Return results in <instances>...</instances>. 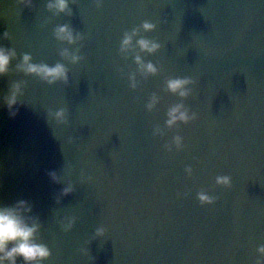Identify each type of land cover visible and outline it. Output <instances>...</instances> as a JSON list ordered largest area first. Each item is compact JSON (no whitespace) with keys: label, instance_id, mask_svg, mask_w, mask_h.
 Returning a JSON list of instances; mask_svg holds the SVG:
<instances>
[{"label":"water","instance_id":"1","mask_svg":"<svg viewBox=\"0 0 264 264\" xmlns=\"http://www.w3.org/2000/svg\"><path fill=\"white\" fill-rule=\"evenodd\" d=\"M46 3L0 0V32L11 35L0 43L17 54L0 97L25 83L14 118L0 105V205L31 204L26 219L38 220V239L52 251L46 264H264L256 252L264 245V0H103L100 8L76 0L71 16L53 15ZM145 20L157 28L140 35L159 40L161 51L140 53L134 38L121 54L123 34ZM65 23L84 39L57 41L53 31ZM65 48L84 60L69 63ZM24 53L34 63H64L68 84L17 71ZM137 54L160 71L145 77ZM176 76L196 80L183 103L198 118L153 136L181 103L165 88ZM153 94L159 102L148 112ZM61 107L66 126L48 116ZM177 134L184 147L166 152ZM220 175L231 177V188L215 184ZM68 183L74 191L57 202ZM201 190L216 202L200 205ZM66 215L77 218L67 233L58 224ZM100 226L105 237L92 239Z\"/></svg>","mask_w":264,"mask_h":264},{"label":"clouds","instance_id":"2","mask_svg":"<svg viewBox=\"0 0 264 264\" xmlns=\"http://www.w3.org/2000/svg\"><path fill=\"white\" fill-rule=\"evenodd\" d=\"M17 5L22 8L32 7L33 0H16ZM76 3V0H47L46 8L53 15H68L71 16L70 4ZM97 8L103 4V0H94ZM157 25L151 21L145 20L138 27H134L131 32H125L119 44V52L126 54L133 47V40L135 39V47L139 49L140 53L154 55L161 51L163 45L157 39H149L141 34L154 32ZM54 38L68 45H75L84 39V36L75 33L72 27L65 23L58 25L53 31ZM139 37V38H137ZM11 35L8 31L0 32V42L8 40ZM63 59L67 60L73 65L80 64L84 57L79 54V49L70 52L67 48L60 51ZM16 51L13 48H8L0 43V79L7 76L10 70L12 61L16 59ZM134 62L138 66V70L145 77L155 76L160 69L152 62L145 63L141 55L137 54ZM17 71L22 72L26 76H33L48 86L57 83L68 84L69 70L64 63L57 62L54 65L46 63H34L30 53H24L19 63L16 65ZM129 85L132 89L137 87L136 74H130ZM196 80L190 76H176L170 77L165 82L166 91L172 95L180 98L181 103L171 106L166 113V120L164 128L155 126L152 130L153 136L163 137L165 130H171L180 124H190L197 120V113L191 111L183 103L184 100L189 98L193 93V87ZM25 95V83L23 81L14 82L8 90V93L0 97V105L5 107L11 118H14L18 113V105L21 98ZM159 102V98L153 94L145 109L151 112L155 109ZM48 116L57 126H66L68 121V112L64 107L55 111L49 110ZM69 142H73L72 138ZM184 147V138L177 134L174 135L170 142L163 145L166 152H172L173 149L180 151ZM186 176H191L192 167L185 168ZM50 180L53 183H60L61 178L55 171L48 173ZM82 182H85V177L81 173L80 177ZM91 177H87V182L91 181ZM215 184L228 189L231 188L232 180L228 175H220L215 178ZM74 191V186L71 183L66 184L57 198V202L61 196H67ZM196 199L200 205H213L216 202V197L210 195L207 191L201 190L196 194ZM32 212L31 204L26 200H19L12 206L0 205V264H46L51 259L52 251L49 246L38 239L41 225L35 218L26 219L27 214ZM77 218L72 215H66L59 221V228L61 231L70 232L76 224ZM106 229L103 226L97 227L92 236V239L105 237ZM81 254H87L85 248H80ZM260 257H264V245L256 249ZM94 261V258H91ZM256 264H262L260 260Z\"/></svg>","mask_w":264,"mask_h":264}]
</instances>
